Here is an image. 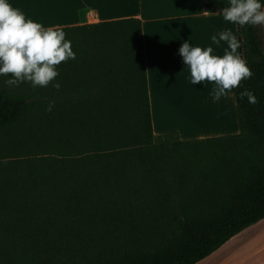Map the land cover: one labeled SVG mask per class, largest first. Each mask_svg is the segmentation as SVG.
Listing matches in <instances>:
<instances>
[{"label":"trees","instance_id":"obj_1","mask_svg":"<svg viewBox=\"0 0 264 264\" xmlns=\"http://www.w3.org/2000/svg\"><path fill=\"white\" fill-rule=\"evenodd\" d=\"M61 29L59 90L0 76V264H197L264 219V26L239 133L193 141L153 135L138 19Z\"/></svg>","mask_w":264,"mask_h":264},{"label":"crops","instance_id":"obj_2","mask_svg":"<svg viewBox=\"0 0 264 264\" xmlns=\"http://www.w3.org/2000/svg\"><path fill=\"white\" fill-rule=\"evenodd\" d=\"M203 2L211 5L213 11H207ZM10 3L45 27L138 19L153 135L175 133L182 141H193L239 133L235 101L239 87L213 101L214 84L207 80L191 84L188 67L178 54L181 43L188 41L201 48L211 46L212 54L223 55L226 42L214 45L211 36L219 38L218 34L224 30H230L238 39L237 24L226 22L222 16L221 10L228 0H10ZM181 120L191 122L192 127L178 123ZM197 264H264V219Z\"/></svg>","mask_w":264,"mask_h":264},{"label":"clouds","instance_id":"obj_3","mask_svg":"<svg viewBox=\"0 0 264 264\" xmlns=\"http://www.w3.org/2000/svg\"><path fill=\"white\" fill-rule=\"evenodd\" d=\"M221 12L223 19L232 24L264 26V0H228ZM218 36L212 35L211 42L214 45L226 42L223 55L212 54L211 46L201 48L188 41L178 48V54L188 67L190 83L197 85L207 80L214 84L213 101L240 87L241 81L252 75L237 51L241 45L236 35L224 30ZM69 59H75V52L65 31L58 26L45 27L13 7L10 0H0V76L7 77V85L29 83L37 88L51 83L59 90L61 85L55 79L59 75L57 66ZM239 95L246 97L249 103L257 102L249 89L242 90ZM52 107L50 102L46 110L51 111Z\"/></svg>","mask_w":264,"mask_h":264},{"label":"rangeland","instance_id":"obj_4","mask_svg":"<svg viewBox=\"0 0 264 264\" xmlns=\"http://www.w3.org/2000/svg\"><path fill=\"white\" fill-rule=\"evenodd\" d=\"M70 1V0H69ZM180 121V120H179ZM182 122H178L181 124H184L185 127H192L191 122H188L187 120H181Z\"/></svg>","mask_w":264,"mask_h":264}]
</instances>
